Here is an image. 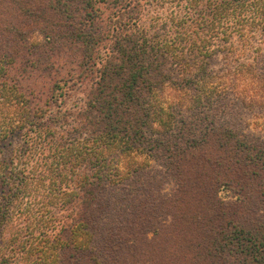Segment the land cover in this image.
<instances>
[{
  "label": "trees",
  "instance_id": "16d2710c",
  "mask_svg": "<svg viewBox=\"0 0 264 264\" xmlns=\"http://www.w3.org/2000/svg\"><path fill=\"white\" fill-rule=\"evenodd\" d=\"M21 260L264 264V0H0Z\"/></svg>",
  "mask_w": 264,
  "mask_h": 264
},
{
  "label": "rangeland",
  "instance_id": "374dc122",
  "mask_svg": "<svg viewBox=\"0 0 264 264\" xmlns=\"http://www.w3.org/2000/svg\"><path fill=\"white\" fill-rule=\"evenodd\" d=\"M220 196L223 198V200H225V201H227V199H229L231 196H230V194L228 193V192H226V191H221L220 192ZM31 239L32 238H28V240H29V244L32 242L31 241ZM34 243H36V242H34ZM18 264H28L27 263V261H24V260H21Z\"/></svg>",
  "mask_w": 264,
  "mask_h": 264
}]
</instances>
